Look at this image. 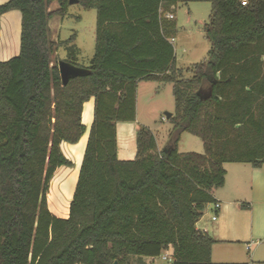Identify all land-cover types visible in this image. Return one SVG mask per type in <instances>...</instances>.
<instances>
[{"label":"trees","instance_id":"1","mask_svg":"<svg viewBox=\"0 0 264 264\" xmlns=\"http://www.w3.org/2000/svg\"><path fill=\"white\" fill-rule=\"evenodd\" d=\"M193 1L210 3V48L185 79L162 15ZM78 3L96 12L94 53L89 73L65 85L55 53H74L73 35L51 40L48 20L68 0L0 4V16L20 13L19 53L0 61V264H145L141 257L168 248L165 264H247L211 262L215 240L195 225L224 183V163H264V0ZM140 80L172 84L173 130L161 150L147 128L136 130L135 158L119 160L115 124L134 120ZM90 98L93 119L68 215L59 218L47 206L50 181L72 165L60 143L82 136ZM181 132L199 137L203 153L178 152Z\"/></svg>","mask_w":264,"mask_h":264},{"label":"rangeland","instance_id":"2","mask_svg":"<svg viewBox=\"0 0 264 264\" xmlns=\"http://www.w3.org/2000/svg\"><path fill=\"white\" fill-rule=\"evenodd\" d=\"M58 7L57 2H52L49 9ZM211 11L208 2L177 3L173 9V19L165 22V28L169 29L168 39L172 43L175 57V67L182 70L183 78L191 76L187 69L193 64L204 61L210 44L205 37L203 26L208 22ZM9 18V17H7ZM96 12L85 10L79 3L67 4L63 15H54L49 20L50 36L55 39L65 40L73 35L70 45L76 49L74 53L68 54L64 46L56 51V58L64 60L75 58L80 67H86L94 53V32ZM175 104L172 93V84L160 80H140L135 90V115L132 121L116 122L115 140L116 155L119 160H132L136 155L135 132L141 128H147L154 136L157 150L163 149L170 140L172 123L166 114H174ZM177 150L180 153L195 152L203 153V145L199 137L188 132H181L177 141ZM62 153H64L62 151ZM79 164L73 163L70 167L63 166L62 169L75 170L68 177V189L73 187L77 178ZM75 173V175H74ZM57 177L61 175L59 170ZM74 179V180H73ZM62 180L58 181V191L61 192ZM49 192V191H48ZM261 242V241H260ZM259 242L258 251L246 252L239 246L232 248V253L256 262L257 253L262 249ZM257 247V248H258ZM137 257V256H134ZM222 261H231L228 255ZM132 262L136 260L131 259ZM145 264H165L160 257H141ZM259 264V263H257Z\"/></svg>","mask_w":264,"mask_h":264},{"label":"crops","instance_id":"3","mask_svg":"<svg viewBox=\"0 0 264 264\" xmlns=\"http://www.w3.org/2000/svg\"><path fill=\"white\" fill-rule=\"evenodd\" d=\"M7 0H0V4ZM172 9L162 15L165 21L172 20L165 17L167 13L172 14ZM53 10V9H50ZM173 15V14H172ZM9 17V18H7ZM50 20V19H49ZM48 20V28H49ZM50 31V29H49ZM20 36V13L17 10L8 11L0 16V61H6L19 53ZM51 40L56 41L54 36ZM57 54L55 53V56ZM93 98L83 103L81 122L85 126V131L79 140L74 144L66 142L60 143L61 152L69 159L72 164L76 163L73 152H79L78 163L80 165L85 144L87 141L88 130L93 119ZM225 170L224 183L221 187L213 191L214 201L220 203V208L215 210L212 203L206 205L202 216L196 223V229L212 237L215 242L211 247V262L213 263H247L264 264V163L254 167L248 163H224ZM56 168L53 177L59 169ZM52 177V179H53ZM51 179V180H52ZM51 186V181L49 188ZM49 191V190H48ZM73 191V190H72ZM71 191V194H72ZM71 198V195H70ZM70 201V200H69ZM56 212L49 208L48 194L47 206L49 211L59 218H66L62 211L54 206ZM215 215V219L212 216ZM261 241L262 249L256 256V262L243 257L237 258L232 253V248L239 246L245 249L249 242ZM258 244L252 246L251 251H258ZM258 247V248H257ZM231 257V261H222L226 256Z\"/></svg>","mask_w":264,"mask_h":264},{"label":"bare ground","instance_id":"4","mask_svg":"<svg viewBox=\"0 0 264 264\" xmlns=\"http://www.w3.org/2000/svg\"><path fill=\"white\" fill-rule=\"evenodd\" d=\"M73 156H75L74 160L77 164L78 159H79V152H73ZM75 170L71 171L68 169H59V173H61V175L57 177V174H56L51 180V186L48 192L49 208L51 211L56 212V210L53 207V204H56L54 206H57L59 210L62 211V215H66L68 211V205H69V200H70V195H71V188L68 189L69 188L68 187L69 186L68 177L69 175L73 174ZM59 180L63 181L61 184V192L58 191V187H57Z\"/></svg>","mask_w":264,"mask_h":264},{"label":"water","instance_id":"5","mask_svg":"<svg viewBox=\"0 0 264 264\" xmlns=\"http://www.w3.org/2000/svg\"><path fill=\"white\" fill-rule=\"evenodd\" d=\"M74 3H78V0H68V4H74ZM57 67L59 70V75L62 85H65L68 82V80L71 78L77 76H84L89 73V71L86 68L76 66L65 60H58ZM170 115L171 114H166L167 118H169ZM113 264H117V262L114 261Z\"/></svg>","mask_w":264,"mask_h":264},{"label":"built area","instance_id":"6","mask_svg":"<svg viewBox=\"0 0 264 264\" xmlns=\"http://www.w3.org/2000/svg\"><path fill=\"white\" fill-rule=\"evenodd\" d=\"M245 2L244 1H242L241 2V4H244ZM165 17L166 18H168V19H171V18H173V15L171 14V13H167L166 15H165ZM212 205H213V208L215 209V210H218L219 208H220V203L218 202V201H214L213 203H212ZM215 215H213L212 216V219L214 220L215 219ZM260 241L259 240H257V241H254V242H249L248 244H246L245 245V250H247V251H251V249H252V246L254 245V244H258ZM171 248H168V249H166L165 251H163L162 253H161V255L159 256L160 258H161V260L162 261H164L165 263H170L171 261H172V258H171Z\"/></svg>","mask_w":264,"mask_h":264}]
</instances>
